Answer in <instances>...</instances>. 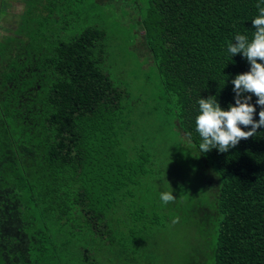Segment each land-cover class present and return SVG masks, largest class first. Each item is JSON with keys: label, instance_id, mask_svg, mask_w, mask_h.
<instances>
[{"label": "trees", "instance_id": "obj_1", "mask_svg": "<svg viewBox=\"0 0 264 264\" xmlns=\"http://www.w3.org/2000/svg\"><path fill=\"white\" fill-rule=\"evenodd\" d=\"M33 1L20 28L0 38V264H140L154 233L177 217L198 242L184 264H264V126L223 153L202 152L196 131L199 99L235 105L232 81L251 65L228 46L237 34L253 39L258 0H148L138 21L164 113L206 162L210 203L169 187L179 180L147 141L128 147L117 136L126 97L102 66L106 31L88 25L66 38L35 23L43 9ZM244 95L258 121V97ZM166 191L176 197L168 204Z\"/></svg>", "mask_w": 264, "mask_h": 264}, {"label": "rangeland", "instance_id": "obj_2", "mask_svg": "<svg viewBox=\"0 0 264 264\" xmlns=\"http://www.w3.org/2000/svg\"><path fill=\"white\" fill-rule=\"evenodd\" d=\"M147 1L73 0L71 4L47 6L46 1L36 0L33 1V7L42 5L43 13L38 11L34 21L37 24L43 22L50 31L53 28L64 29L63 35L66 38L80 33L88 25H95L106 31L109 45L102 66L126 97L119 121L117 120L119 126L116 121V125L121 128L116 130L117 136L122 137L128 147L147 141L151 154H156L165 163L167 174L179 180L172 183L168 178L169 187H175L179 195L186 193L192 201L210 203L205 160L203 163L200 154L182 144L170 111L164 113L167 103L159 73L147 50L143 28L138 25L141 16L146 13ZM3 8L5 13L0 17V38L11 33L6 27L20 28V16L27 9L25 0H9L8 5ZM48 13L55 19H41L42 15ZM156 213L161 214L160 211ZM183 215L184 213L180 214V220L184 218ZM182 221H165L163 228L157 230L147 242L150 251H146L145 259L140 264L186 262L188 254H192L198 242L195 237L196 229L192 224H184Z\"/></svg>", "mask_w": 264, "mask_h": 264}, {"label": "clouds", "instance_id": "obj_3", "mask_svg": "<svg viewBox=\"0 0 264 264\" xmlns=\"http://www.w3.org/2000/svg\"><path fill=\"white\" fill-rule=\"evenodd\" d=\"M264 0H258L256 5L259 15L253 19L254 37L249 40L246 35L237 34L235 42L230 43L228 51L235 55L242 53L250 62V71L238 74L232 81L236 94L235 105L230 110L221 108L216 97L201 98L198 101L200 114L196 117V131L202 137L200 144L202 152L207 153L213 148L223 153L235 147L241 139H248L264 126ZM259 61V62H258ZM254 94L258 97L256 103L261 106L259 120H254L256 107L250 103ZM250 127L245 131L241 127ZM160 199L164 204L173 202L176 197L172 192L161 193ZM179 217L173 220L178 223Z\"/></svg>", "mask_w": 264, "mask_h": 264}]
</instances>
